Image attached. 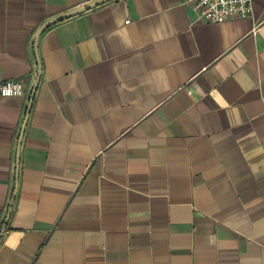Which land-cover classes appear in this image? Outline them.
Listing matches in <instances>:
<instances>
[{
    "label": "crops",
    "instance_id": "obj_1",
    "mask_svg": "<svg viewBox=\"0 0 264 264\" xmlns=\"http://www.w3.org/2000/svg\"><path fill=\"white\" fill-rule=\"evenodd\" d=\"M97 1L0 0V264H264V0Z\"/></svg>",
    "mask_w": 264,
    "mask_h": 264
},
{
    "label": "built area",
    "instance_id": "obj_2",
    "mask_svg": "<svg viewBox=\"0 0 264 264\" xmlns=\"http://www.w3.org/2000/svg\"><path fill=\"white\" fill-rule=\"evenodd\" d=\"M181 5L191 10L195 22L210 25L248 19L253 13V0H181ZM0 96L22 97L29 93L21 79H9L0 83Z\"/></svg>",
    "mask_w": 264,
    "mask_h": 264
},
{
    "label": "water",
    "instance_id": "obj_3",
    "mask_svg": "<svg viewBox=\"0 0 264 264\" xmlns=\"http://www.w3.org/2000/svg\"><path fill=\"white\" fill-rule=\"evenodd\" d=\"M108 1H111V0H100V1H97V2L92 3V4H90V5H87V6H85V7H82V8H80V9L76 10V11H73V12H71V13H68V14H66V15H63V16H61V17H59V18H56V19L50 21L49 23H46V24L41 28V30H42L43 28H45L46 26H48L49 24H51V23L58 22V21H60V20L66 19V18H68V17H71V16H73V15L80 14V13L85 12V11H87V10H90V9H92V8H94V7H97V6L101 5V4H104V3L108 2ZM41 30H40V31H41ZM38 36H39V33L37 34L36 40H37ZM36 84H37V82H35V85H34V87H33V89H32L31 95H30V103L32 102L33 97H34V94H35ZM19 147H20V142H19V145H18V150H19ZM0 238H1V235H0Z\"/></svg>",
    "mask_w": 264,
    "mask_h": 264
},
{
    "label": "trees",
    "instance_id": "obj_4",
    "mask_svg": "<svg viewBox=\"0 0 264 264\" xmlns=\"http://www.w3.org/2000/svg\"><path fill=\"white\" fill-rule=\"evenodd\" d=\"M69 18V17H68ZM67 19V18H66ZM63 20H65V19H63ZM63 20H60V21H63ZM60 21H58V22H60ZM6 223L3 221L2 222V225L4 226Z\"/></svg>",
    "mask_w": 264,
    "mask_h": 264
}]
</instances>
